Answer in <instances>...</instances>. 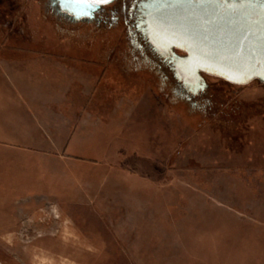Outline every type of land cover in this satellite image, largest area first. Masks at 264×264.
<instances>
[{
	"label": "rangeland",
	"instance_id": "rangeland-1",
	"mask_svg": "<svg viewBox=\"0 0 264 264\" xmlns=\"http://www.w3.org/2000/svg\"><path fill=\"white\" fill-rule=\"evenodd\" d=\"M53 2L0 0V45L88 48L72 56L107 65L101 93L125 97L143 126L105 159L69 151L96 159L91 170L64 166L60 181L42 172L41 218L27 199H6L0 209L19 222L0 225V264H264V84L208 76L189 102L155 65L132 64L121 23L75 24Z\"/></svg>",
	"mask_w": 264,
	"mask_h": 264
},
{
	"label": "crops",
	"instance_id": "crops-1",
	"mask_svg": "<svg viewBox=\"0 0 264 264\" xmlns=\"http://www.w3.org/2000/svg\"><path fill=\"white\" fill-rule=\"evenodd\" d=\"M79 53L89 49L0 45V205L27 199L26 213L34 220L42 216V172L60 181L64 166L91 170L96 159L69 151H97L105 159L125 150L123 133L143 126L125 97L112 104L110 93H101L113 77L110 68L94 57L72 56ZM13 215L0 209V225H17Z\"/></svg>",
	"mask_w": 264,
	"mask_h": 264
},
{
	"label": "water",
	"instance_id": "water-1",
	"mask_svg": "<svg viewBox=\"0 0 264 264\" xmlns=\"http://www.w3.org/2000/svg\"><path fill=\"white\" fill-rule=\"evenodd\" d=\"M55 1L76 18L99 8ZM140 8L146 43L188 93L206 89L204 75L264 84V0H145Z\"/></svg>",
	"mask_w": 264,
	"mask_h": 264
},
{
	"label": "flooded vegetation",
	"instance_id": "flooded-vegetation-1",
	"mask_svg": "<svg viewBox=\"0 0 264 264\" xmlns=\"http://www.w3.org/2000/svg\"><path fill=\"white\" fill-rule=\"evenodd\" d=\"M144 1L145 0H113L112 3H110L109 5L100 6L96 11H94L90 15V17L83 16L79 18L62 12L58 7L56 1L55 4L53 2L50 5L53 10L55 9L58 15L63 16L67 19L69 18L71 22L75 24L88 23L95 27L97 30L101 29L107 32V30L112 29L111 26H115L121 23L124 26L125 35L132 41V48L137 50V52L139 53L138 57H135L134 55L131 56V60L133 62L132 64L136 63L137 65L145 66L149 63L153 66L155 65V69L157 67V74L161 72L162 80L168 83L171 88L176 87L177 92H180L182 94V97H184L187 101L190 102L195 97L201 99L202 97H204L208 88V82L206 81V79L204 78L207 84L206 89H204L203 91H199L196 95L188 93L172 76V72L170 71L167 63L162 58L154 54L149 48V45L146 43V40L144 39L143 30L140 25L141 20L139 18L141 14L140 6ZM116 3H118L119 5L116 7H112V5H115ZM128 63L130 64V61ZM208 76L209 75H204L203 77ZM213 78L218 79L219 81H223L228 85H233L217 77ZM221 85L224 86L223 84H218V87H220ZM172 91L174 92V90ZM205 101H208V99Z\"/></svg>",
	"mask_w": 264,
	"mask_h": 264
},
{
	"label": "snow or ice",
	"instance_id": "snow-or-ice-1",
	"mask_svg": "<svg viewBox=\"0 0 264 264\" xmlns=\"http://www.w3.org/2000/svg\"><path fill=\"white\" fill-rule=\"evenodd\" d=\"M77 4H86L90 9H96L100 6L109 5L112 3V0H73Z\"/></svg>",
	"mask_w": 264,
	"mask_h": 264
}]
</instances>
